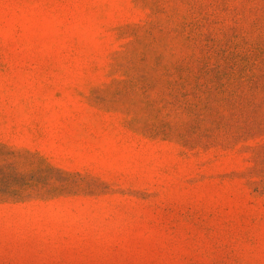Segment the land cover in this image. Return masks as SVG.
<instances>
[{"label": "rangeland", "instance_id": "obj_1", "mask_svg": "<svg viewBox=\"0 0 264 264\" xmlns=\"http://www.w3.org/2000/svg\"><path fill=\"white\" fill-rule=\"evenodd\" d=\"M0 264H264V0H0Z\"/></svg>", "mask_w": 264, "mask_h": 264}]
</instances>
